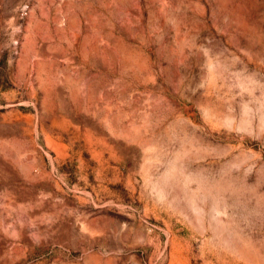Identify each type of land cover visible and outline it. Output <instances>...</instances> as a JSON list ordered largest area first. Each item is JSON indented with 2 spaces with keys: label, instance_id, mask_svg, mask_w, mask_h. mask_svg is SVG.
Wrapping results in <instances>:
<instances>
[{
  "label": "rangeland",
  "instance_id": "374dc122",
  "mask_svg": "<svg viewBox=\"0 0 264 264\" xmlns=\"http://www.w3.org/2000/svg\"><path fill=\"white\" fill-rule=\"evenodd\" d=\"M0 264H264V0H0Z\"/></svg>",
  "mask_w": 264,
  "mask_h": 264
}]
</instances>
